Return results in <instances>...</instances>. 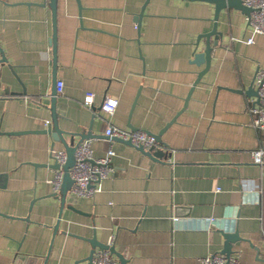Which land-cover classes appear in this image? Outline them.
Listing matches in <instances>:
<instances>
[{
  "label": "crops",
  "instance_id": "1",
  "mask_svg": "<svg viewBox=\"0 0 264 264\" xmlns=\"http://www.w3.org/2000/svg\"><path fill=\"white\" fill-rule=\"evenodd\" d=\"M146 1L80 0V8L58 0L54 73L50 0H0V264H88L94 236L105 245L113 237L125 264H198L224 251V234L235 231L242 241L231 257L264 264V164L252 157L264 134L252 126L256 98L246 94L264 67V35L240 41L251 35L249 16L222 10L223 39L194 87L205 68L193 62L195 43L213 29L215 5ZM55 79L64 82L60 128L91 134L95 157L115 151L101 191H69L61 218L49 165L50 149L65 148L33 132L52 122ZM88 92L93 108L83 104ZM112 99L114 114L98 109ZM173 118L160 161L106 135L108 126L130 125L158 134Z\"/></svg>",
  "mask_w": 264,
  "mask_h": 264
},
{
  "label": "built area",
  "instance_id": "2",
  "mask_svg": "<svg viewBox=\"0 0 264 264\" xmlns=\"http://www.w3.org/2000/svg\"><path fill=\"white\" fill-rule=\"evenodd\" d=\"M243 3L252 8L253 11L248 18L251 35L246 39H239L246 44H254L258 35H264V0H243ZM1 68V63H0ZM254 87L257 90L258 98L249 108L252 114V126L258 134H264V67H259L254 76ZM64 82H57V92L62 93ZM95 94L88 92L85 95L83 104L93 108ZM117 100H107L102 108L110 115L114 114L117 107ZM50 121L46 122L49 125ZM106 135L110 140L119 139L130 142L135 148L142 147L145 150L156 149L159 145L154 134L143 129L130 130L117 126H108ZM50 155L60 168L50 179L53 191L59 193L63 184L64 171L62 167L67 161V152L52 147ZM115 155L113 148L104 156L95 157L91 140L87 139L77 145L75 150V162L70 168V175L73 185L69 193L73 197L92 198L101 191L102 182L110 177L113 172L112 158ZM253 161L256 164H264V147L252 152ZM114 238H110L109 246H112ZM88 264H120L119 260L112 255L109 249H97ZM198 264H242L237 257H226L221 253H214L200 258Z\"/></svg>",
  "mask_w": 264,
  "mask_h": 264
},
{
  "label": "water",
  "instance_id": "3",
  "mask_svg": "<svg viewBox=\"0 0 264 264\" xmlns=\"http://www.w3.org/2000/svg\"><path fill=\"white\" fill-rule=\"evenodd\" d=\"M148 2L150 0H147ZM146 1V3H147ZM201 1H206V2H211L212 4L215 5V16H214V27L213 29L205 34H202L200 36H198L199 38H197V41L195 43V52H194V59L193 62L197 65H202L205 64V68L200 71L198 73V78L195 81L194 87L201 81L202 77L204 74H206V72L210 69L211 63H212V52L214 50V47L218 46L219 41L222 40V33L220 31H218V20H219V16L222 10L226 9V8H236L237 10H241L244 13H246L249 17L251 12L253 11L252 8L246 6L243 3V0H201ZM78 4L81 7V3L80 0H77ZM49 6L52 9V18H53V36H52V40H51V44L53 46V67L54 69V73L55 70L57 69V9H58V0H50L49 2ZM144 10L145 8L143 7L142 11L140 12V14L138 15L136 22H137V27L140 28L141 27V23H142V16L144 15ZM214 37V41H211V38ZM205 39V43H204V47L201 46L202 41ZM203 47V48H201ZM2 61H6L5 59ZM55 77V74H54ZM57 79L54 80V88L50 94V105H49V110L51 112V121L48 125V128H44L41 130H33V132H37V133H45V134H49L52 136V138L54 139V141H59L63 144L65 151L67 152V161L65 163V165L62 167L63 171H64V177H63V184L61 187V190L59 193H56V195L59 196L60 198V214H59V218L62 217V212L64 211V208L66 206V200H67V194L69 193V191L71 190V187L73 185V180L71 178L70 175V168L74 165L75 162V150L77 145H79L81 142L85 141V139H90L92 136L91 134H82V133H68L65 132L64 130H62L60 128L59 125V118L60 115L57 112V108H58V92H57ZM5 93H9L10 92V88L7 86L5 88ZM25 94V91L23 92ZM258 93L257 90L255 89L254 85L252 84V86L246 91V94L248 96H255V98H258ZM189 98H187L186 102L188 101ZM99 110L102 109V107L98 108ZM176 118H173L168 124H166V126L161 129V131L158 134H154L156 137V141L158 142V145L163 146L160 149H152V150H145L142 147L138 148L139 151H141L142 153L148 155L149 157H151L152 159L156 160V161H160L162 160L167 154L165 151V148H167L166 143H164V141L162 140V136L164 134V132L175 122ZM130 130L134 131V130H138V128L130 125ZM21 133H27V132H10L8 133L9 135L11 134H20ZM151 133V132H149ZM66 135H74V136H79L80 140L75 143L74 140H71V142H68V139H66ZM108 137V136H107ZM109 139V138H108ZM114 140H118V141H122L119 139H114ZM123 143L127 144V145H131L130 142H125L122 141ZM53 159V158H52ZM51 168L55 169H59L60 166L54 162V164L49 165ZM59 224H60V219L57 221L55 228H54V232L56 233L58 231L59 228ZM224 238H225V244H224V251L221 252V254H224L226 257H231L233 251H232V245L234 243H239V241H242L241 236L239 235L238 231H235L232 234H224ZM92 246H93V250L91 251L89 257L87 258L88 263L91 261L93 254L95 253L97 248L100 249H109L112 253V255H114L120 262V264H125V259L123 257V255L121 253H119L114 246H109V245H105L100 243L97 238L94 236L91 240H90ZM257 251H259V248H256Z\"/></svg>",
  "mask_w": 264,
  "mask_h": 264
}]
</instances>
